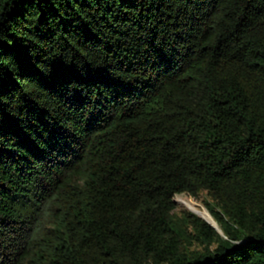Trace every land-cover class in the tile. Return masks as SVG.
I'll use <instances>...</instances> for the list:
<instances>
[{
  "label": "trees",
  "instance_id": "trees-1",
  "mask_svg": "<svg viewBox=\"0 0 264 264\" xmlns=\"http://www.w3.org/2000/svg\"><path fill=\"white\" fill-rule=\"evenodd\" d=\"M0 264H264V0H0Z\"/></svg>",
  "mask_w": 264,
  "mask_h": 264
},
{
  "label": "rangeland",
  "instance_id": "rangeland-1",
  "mask_svg": "<svg viewBox=\"0 0 264 264\" xmlns=\"http://www.w3.org/2000/svg\"><path fill=\"white\" fill-rule=\"evenodd\" d=\"M179 199H183V200L188 201V202H194L196 204V206H194L193 207L194 209H193L191 207V205L189 206L187 204V202L179 201ZM207 199H208V195H207L206 192L200 194L199 197H193V196H191V195H189L187 193L177 194L174 197V201L176 202L175 212H176V214L181 216L182 213H184L185 211H191L193 213H195V211H201V210L208 211L207 208H206V205H205V201ZM195 214H197V213H195ZM198 216H200V215H198Z\"/></svg>",
  "mask_w": 264,
  "mask_h": 264
},
{
  "label": "bare ground",
  "instance_id": "bare-ground-1",
  "mask_svg": "<svg viewBox=\"0 0 264 264\" xmlns=\"http://www.w3.org/2000/svg\"><path fill=\"white\" fill-rule=\"evenodd\" d=\"M179 201H184L187 202V204L193 208L194 206H196V204L194 202H188L185 201L183 199H179ZM194 209V208H193ZM195 213H197L198 215H200L201 217H203L204 219H206L209 223H211L212 225H215L217 227H219V225L217 224V222L215 221V219L213 218V216L205 210H201V211H195ZM220 228V227H219Z\"/></svg>",
  "mask_w": 264,
  "mask_h": 264
},
{
  "label": "water",
  "instance_id": "water-1",
  "mask_svg": "<svg viewBox=\"0 0 264 264\" xmlns=\"http://www.w3.org/2000/svg\"><path fill=\"white\" fill-rule=\"evenodd\" d=\"M221 234H223V232H222V230H221V228H219V227H217V226H215V225H213Z\"/></svg>",
  "mask_w": 264,
  "mask_h": 264
}]
</instances>
